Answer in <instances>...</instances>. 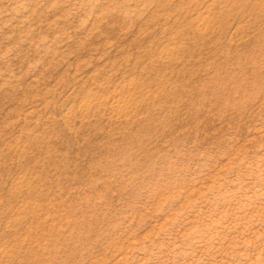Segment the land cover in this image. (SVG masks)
<instances>
[{"label": "rangeland", "instance_id": "374dc122", "mask_svg": "<svg viewBox=\"0 0 264 264\" xmlns=\"http://www.w3.org/2000/svg\"><path fill=\"white\" fill-rule=\"evenodd\" d=\"M0 264H264V0H0Z\"/></svg>", "mask_w": 264, "mask_h": 264}]
</instances>
